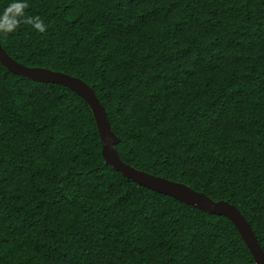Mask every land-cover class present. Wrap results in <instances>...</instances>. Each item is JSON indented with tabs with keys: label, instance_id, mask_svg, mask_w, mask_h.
Wrapping results in <instances>:
<instances>
[{
	"label": "trees",
	"instance_id": "obj_1",
	"mask_svg": "<svg viewBox=\"0 0 264 264\" xmlns=\"http://www.w3.org/2000/svg\"><path fill=\"white\" fill-rule=\"evenodd\" d=\"M26 2L47 29L5 51L84 80L122 161L235 205L264 250V0ZM0 264L256 262L226 216L107 164L84 98L0 63Z\"/></svg>",
	"mask_w": 264,
	"mask_h": 264
},
{
	"label": "water",
	"instance_id": "obj_2",
	"mask_svg": "<svg viewBox=\"0 0 264 264\" xmlns=\"http://www.w3.org/2000/svg\"><path fill=\"white\" fill-rule=\"evenodd\" d=\"M0 63L9 71L37 82L64 85L85 99L96 121L102 143V155L106 163L119 171L124 177L152 191L171 196L180 202L196 207L211 214L223 215L236 226L256 264H264V250L251 228V225L233 204L215 201L204 192L197 191L185 183L177 182L158 175L139 170L120 158L116 149L119 138L111 130L106 110L93 88L79 77L44 67H30L13 59L0 43Z\"/></svg>",
	"mask_w": 264,
	"mask_h": 264
},
{
	"label": "clouds",
	"instance_id": "obj_3",
	"mask_svg": "<svg viewBox=\"0 0 264 264\" xmlns=\"http://www.w3.org/2000/svg\"><path fill=\"white\" fill-rule=\"evenodd\" d=\"M27 7L26 0H8L0 10V36L14 33L21 24L29 25L37 33H45L47 25L44 20L39 15H27Z\"/></svg>",
	"mask_w": 264,
	"mask_h": 264
}]
</instances>
